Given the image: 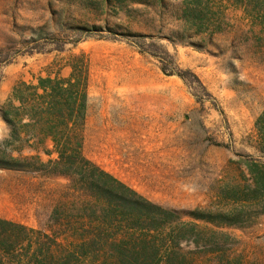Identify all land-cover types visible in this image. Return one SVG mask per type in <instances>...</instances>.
Instances as JSON below:
<instances>
[{"label":"rangeland","instance_id":"374dc122","mask_svg":"<svg viewBox=\"0 0 264 264\" xmlns=\"http://www.w3.org/2000/svg\"><path fill=\"white\" fill-rule=\"evenodd\" d=\"M226 7L221 22L198 31L178 19L173 1L134 7L127 18L89 0H0V111L16 83L66 77L70 57L83 54L86 158L182 222H193L190 212H218L245 184L241 162L262 159L255 122L264 109V19ZM7 134L0 117V143ZM66 184L0 170V218L44 230ZM211 230L229 236L231 258L264 264V215L246 228Z\"/></svg>","mask_w":264,"mask_h":264},{"label":"trees","instance_id":"16d2710c","mask_svg":"<svg viewBox=\"0 0 264 264\" xmlns=\"http://www.w3.org/2000/svg\"><path fill=\"white\" fill-rule=\"evenodd\" d=\"M130 17L134 7L179 3V20L201 28L223 20L226 5L262 15L264 0H89ZM95 5V4H94ZM66 77L19 81L0 111L8 134L0 143V170L61 178L67 184L44 230L0 218V264H191L189 257L213 254L219 264H241L227 255L229 236L264 215V109L255 122L260 160L246 158L242 187L225 194L218 212L181 214L140 196L84 155L89 59L71 56ZM24 152L33 155L22 156ZM13 154L17 157H13ZM42 157H46L44 161ZM202 224V226L199 225ZM194 252L184 253L182 244Z\"/></svg>","mask_w":264,"mask_h":264}]
</instances>
